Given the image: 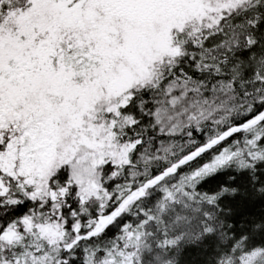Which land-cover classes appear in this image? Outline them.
I'll return each instance as SVG.
<instances>
[{
  "label": "snow or ice",
  "instance_id": "snow-or-ice-1",
  "mask_svg": "<svg viewBox=\"0 0 264 264\" xmlns=\"http://www.w3.org/2000/svg\"><path fill=\"white\" fill-rule=\"evenodd\" d=\"M0 264H264V0H0Z\"/></svg>",
  "mask_w": 264,
  "mask_h": 264
}]
</instances>
